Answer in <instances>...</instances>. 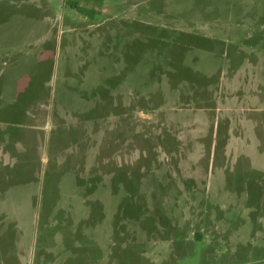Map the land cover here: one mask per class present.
Instances as JSON below:
<instances>
[{
	"label": "rangeland",
	"instance_id": "374dc122",
	"mask_svg": "<svg viewBox=\"0 0 264 264\" xmlns=\"http://www.w3.org/2000/svg\"><path fill=\"white\" fill-rule=\"evenodd\" d=\"M244 57L264 0H0V264H264Z\"/></svg>",
	"mask_w": 264,
	"mask_h": 264
},
{
	"label": "crops",
	"instance_id": "0c3cea01",
	"mask_svg": "<svg viewBox=\"0 0 264 264\" xmlns=\"http://www.w3.org/2000/svg\"><path fill=\"white\" fill-rule=\"evenodd\" d=\"M256 50L257 48H253L249 50L248 53L254 56L255 58L256 54L258 55V52ZM241 59L242 58H240L239 61ZM251 61L252 60H249L244 57L240 61L238 68V70L240 69L239 71L240 76L244 78L242 81H239L240 89H241L239 95L240 94L241 95L238 101V109H237L238 112H242V113H246L248 111L250 112H256L261 110L264 111V74L263 72L260 73L261 68H259L257 64L251 66ZM248 67H253L254 72L250 75L245 76L246 68ZM259 163L262 165V167L264 166L263 162H259ZM254 166H259V165H254Z\"/></svg>",
	"mask_w": 264,
	"mask_h": 264
}]
</instances>
